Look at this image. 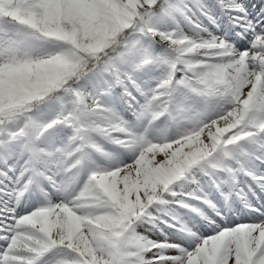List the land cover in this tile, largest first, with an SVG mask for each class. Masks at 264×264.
I'll return each mask as SVG.
<instances>
[{"label":"snow or ice","instance_id":"1","mask_svg":"<svg viewBox=\"0 0 264 264\" xmlns=\"http://www.w3.org/2000/svg\"><path fill=\"white\" fill-rule=\"evenodd\" d=\"M32 37L79 52V79L59 87L65 63L40 99L14 68ZM196 49L210 53L198 69L184 62ZM116 89L136 123L109 103ZM45 103L59 111L41 120L30 105ZM165 109L176 131L155 137ZM257 138L264 0H0V264H264ZM154 141L171 145L158 159ZM88 175L119 210L104 232L82 228L72 199Z\"/></svg>","mask_w":264,"mask_h":264},{"label":"clouds","instance_id":"2","mask_svg":"<svg viewBox=\"0 0 264 264\" xmlns=\"http://www.w3.org/2000/svg\"><path fill=\"white\" fill-rule=\"evenodd\" d=\"M184 43V41H181V44ZM204 55H210V53L201 52L198 49L189 51L184 57V62L198 69L203 67L206 63L198 58ZM18 56L20 60L14 65V68L17 69L21 75L28 78V83L30 85L35 81L36 95L40 99H43L47 95V91L44 88L47 78L57 74V70L62 68L65 63L68 64V67L59 73L61 77L59 87L61 88L67 84L69 80H72L73 76H77L78 80L79 77L77 73L83 71V67L85 66L82 63L84 57L81 56L79 52L67 46L66 42H61L54 38L44 39L42 37H32L21 47ZM76 65H79V67L74 69L73 66ZM28 66H31V72L28 71ZM73 82L75 83L77 81ZM221 99H223V97H221ZM30 106L38 108L39 104ZM165 111L166 109L160 110V115L156 118V121L153 122V136L155 137H160L161 133L171 135L176 131L175 123L171 117H165ZM99 118L104 119L102 114ZM181 119H183V117H181ZM255 145L258 148L264 147V138H257ZM170 146L171 145L167 141H154L151 147L157 152V155L153 156L152 159H158ZM84 188H86L87 191L84 192L83 199H79V192L77 193V197L72 198L78 201L74 206L79 209L77 215L82 221V228H87L89 233L107 231L112 218L118 215L119 210L105 198L104 192L97 186L93 176L88 175L84 178ZM252 195L254 196L257 194L252 193ZM249 198H251V196ZM33 259L40 260L41 264H47V261L43 260L41 257H34Z\"/></svg>","mask_w":264,"mask_h":264},{"label":"rangeland","instance_id":"3","mask_svg":"<svg viewBox=\"0 0 264 264\" xmlns=\"http://www.w3.org/2000/svg\"><path fill=\"white\" fill-rule=\"evenodd\" d=\"M221 19H225L223 16L221 17ZM175 22H179L181 27L185 30V31H189L190 30V26L186 24V22L180 18L177 17ZM175 22L172 21L171 19L168 20V22L166 24H161L160 26L162 28H171L175 26ZM217 23H219V20L217 21ZM211 30H217V28L215 27V25L209 26ZM245 44L247 43L246 41L244 42ZM162 45L157 44L156 48L159 50L160 48H162ZM238 47L242 46L238 45ZM158 71H154L152 73L149 74V76H154V75H158ZM145 79L148 78V76L143 77ZM152 83H154V81H151ZM109 103L113 104L114 106H119V111L120 113L129 121L136 123V119L134 117V115L132 114L131 111L128 110L127 105L124 103V101L120 98L119 96V89H116L114 92V96L111 100H109ZM59 111V106L56 104H48L45 103L43 105H39L38 108H36L34 110V114L37 115L41 120H48L51 119L52 117H54L57 112ZM57 132H64L67 133L69 130L67 129H58L56 130ZM63 139H66V136H60L57 139V143L61 142ZM249 150H255L257 155L261 154V151L257 150V146L256 145H251L249 146ZM119 155H121V157L123 158L124 156L127 157H131V155L129 153L126 152H119ZM93 159H95V155L93 156ZM198 175H202V174H198ZM204 179H207L206 177ZM189 182H186V184ZM188 188V187H186ZM185 190V189H184ZM207 190V189H205ZM264 196V193H258V196ZM31 206H35V204H33L31 201L28 202ZM239 204V201L237 200L234 204L231 205L230 208H227L226 211L229 212V214L233 215V218H235L237 215H239L238 212H236V205ZM242 207V205H241Z\"/></svg>","mask_w":264,"mask_h":264},{"label":"bare ground","instance_id":"4","mask_svg":"<svg viewBox=\"0 0 264 264\" xmlns=\"http://www.w3.org/2000/svg\"><path fill=\"white\" fill-rule=\"evenodd\" d=\"M222 17V16H221ZM221 17H220V19H221ZM205 23H207V21H205ZM209 26H212V25H209ZM191 27V26H190ZM216 32H219L220 30L219 29H217V30H215ZM247 42V41H246ZM116 107V109L119 111V106H115ZM107 148H109L110 150H112V146H110V145H105ZM120 158L121 159H125V160H130L131 159V157H121V155H120ZM95 160H97L98 162H103L98 156H96L95 155ZM190 184H191V182H189V183H185L184 184V186L183 187H181V188H179V191H184V189L186 188V187H189L190 186ZM143 227V226H142Z\"/></svg>","mask_w":264,"mask_h":264},{"label":"trees","instance_id":"5","mask_svg":"<svg viewBox=\"0 0 264 264\" xmlns=\"http://www.w3.org/2000/svg\"><path fill=\"white\" fill-rule=\"evenodd\" d=\"M257 150H258V151H264V150H260L258 147H257Z\"/></svg>","mask_w":264,"mask_h":264}]
</instances>
